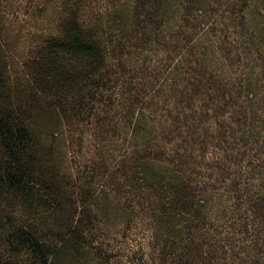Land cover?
Masks as SVG:
<instances>
[{
	"label": "trees",
	"instance_id": "1",
	"mask_svg": "<svg viewBox=\"0 0 264 264\" xmlns=\"http://www.w3.org/2000/svg\"><path fill=\"white\" fill-rule=\"evenodd\" d=\"M188 2L0 0V264H123L122 196L126 264H264V66L186 52Z\"/></svg>",
	"mask_w": 264,
	"mask_h": 264
},
{
	"label": "rangeland",
	"instance_id": "2",
	"mask_svg": "<svg viewBox=\"0 0 264 264\" xmlns=\"http://www.w3.org/2000/svg\"><path fill=\"white\" fill-rule=\"evenodd\" d=\"M190 2L184 3L181 9L180 18L186 16L181 22L184 26L174 28V31L184 29L185 34L180 39L184 38L182 46L186 47V52H189L188 48L191 47L189 45L187 48V42L194 37L200 44L197 49L199 56L205 54L209 57L216 53L227 61L231 70L238 72L239 75L246 73V70L256 63L264 66V0L262 2L261 0H201L196 5ZM164 57L168 56L162 52L159 58ZM261 107V111L264 112V104ZM261 160H264V157ZM204 166L207 170L209 168L208 173H223L216 168L212 155L207 156ZM246 168V162L240 167H235L233 170L237 173L233 177L241 176ZM120 202L116 205V209L105 213V215H112L111 225L106 235L111 240V245L117 248L118 261L126 264L128 260L126 255L133 256L135 253L138 256L135 258H139L138 252L142 245L149 242V237L147 231L141 226V221L132 223L124 221L126 215H143L137 206V200L122 196ZM234 203L241 207L236 214L231 215H253L245 213L244 201L241 197L232 204ZM124 208L127 211L123 210ZM136 227L138 229L130 230Z\"/></svg>",
	"mask_w": 264,
	"mask_h": 264
}]
</instances>
